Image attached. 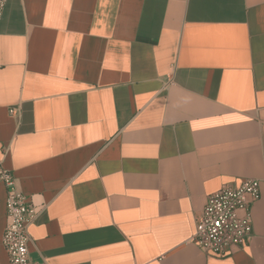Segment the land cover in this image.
Here are the masks:
<instances>
[{
  "label": "crops",
  "instance_id": "0c3cea01",
  "mask_svg": "<svg viewBox=\"0 0 264 264\" xmlns=\"http://www.w3.org/2000/svg\"><path fill=\"white\" fill-rule=\"evenodd\" d=\"M0 167L42 206L31 264H264V0H8ZM245 179L250 241L203 252L208 196Z\"/></svg>",
  "mask_w": 264,
  "mask_h": 264
},
{
  "label": "built area",
  "instance_id": "2783aa9c",
  "mask_svg": "<svg viewBox=\"0 0 264 264\" xmlns=\"http://www.w3.org/2000/svg\"><path fill=\"white\" fill-rule=\"evenodd\" d=\"M8 0H0V19ZM171 83V81L169 82ZM168 83V84H169ZM15 114V110L10 111ZM0 181L6 187V226L2 236L9 264H31L30 227L36 222L42 206L21 192L14 176L0 167ZM260 182L245 179L240 186H222L208 196L196 219L193 243L203 252L225 256L232 248H241L252 237L251 205L260 198Z\"/></svg>",
  "mask_w": 264,
  "mask_h": 264
}]
</instances>
